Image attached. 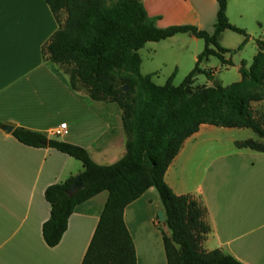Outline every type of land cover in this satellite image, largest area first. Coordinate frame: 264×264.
<instances>
[{
	"label": "crops",
	"instance_id": "obj_1",
	"mask_svg": "<svg viewBox=\"0 0 264 264\" xmlns=\"http://www.w3.org/2000/svg\"><path fill=\"white\" fill-rule=\"evenodd\" d=\"M136 1L156 19L158 28L186 25L213 32L216 0ZM226 17L232 26L256 34V29L264 25V0H228ZM58 28L59 22L45 0H0V123L40 133L47 140L57 137L58 141L84 148L96 164L111 165L125 154L121 111L114 103L90 100L80 84L72 90L66 67L45 59L41 48ZM225 33L220 34L218 44L226 50L222 46ZM175 40L183 43L179 50L182 60L187 59L189 73L203 50V41L178 34L162 42ZM248 40L254 44L252 61L258 52L256 41L264 39L248 36ZM241 62L246 68L251 63ZM241 62L225 66L235 68L237 82ZM205 69L215 76V70ZM62 123L66 129L57 134ZM220 132L229 129L201 125L182 144L164 181L175 195L192 196L205 209L210 232L203 249H219L242 264H264V153L238 149L235 143L244 140L236 139H231V149L222 148L221 142L212 137ZM81 171L80 162L73 158L47 146L22 145L1 126L0 264L81 263L106 192L75 208L57 246L47 247L41 235L50 212L44 190ZM159 212L163 208L154 188L123 211L136 264H167L162 233L170 234L165 223L158 221Z\"/></svg>",
	"mask_w": 264,
	"mask_h": 264
},
{
	"label": "trees",
	"instance_id": "obj_2",
	"mask_svg": "<svg viewBox=\"0 0 264 264\" xmlns=\"http://www.w3.org/2000/svg\"><path fill=\"white\" fill-rule=\"evenodd\" d=\"M228 0H216L213 32L192 26L158 28L136 0H114L103 7L101 0H45L59 22L58 30L41 48L46 60L66 67L69 86L80 84L94 102L114 103L121 111L125 154L111 165H98L77 145L24 128L11 135L22 145L47 147L80 162L81 188L69 197L66 192L74 177L49 185L43 196L50 206L49 218L41 226L47 247L57 246L75 208L102 192L107 198L80 264H136L131 237L123 222V211L149 188L161 202L169 236L162 233L167 264H242L219 249L206 251L202 243L210 232L202 204L189 195H175L164 175L186 139L201 125L216 128L249 129L257 137L236 143L238 149L264 153V123L257 119L252 103L264 102V41H256L258 52L246 68L241 62L240 81L228 86H194L199 75L213 81V71L204 69L214 57L224 66L227 50L218 44L224 31L245 35L226 17ZM65 15L60 21V14ZM178 34L203 41L192 70L179 86L171 75L156 86L149 75L140 74L138 54L145 44L161 42ZM115 66L113 72L111 67ZM126 86L124 92L122 87ZM2 124L0 123V128Z\"/></svg>",
	"mask_w": 264,
	"mask_h": 264
},
{
	"label": "rangeland",
	"instance_id": "obj_3",
	"mask_svg": "<svg viewBox=\"0 0 264 264\" xmlns=\"http://www.w3.org/2000/svg\"><path fill=\"white\" fill-rule=\"evenodd\" d=\"M101 1L105 8L110 7L114 3V0ZM62 15L63 13L60 14L61 20L64 19ZM244 32L245 35L231 31H226L224 34L222 46L227 48L226 50L228 51L226 59L231 61L235 66L239 65L241 61L251 62L254 44L248 40V36L264 39V25L256 29V34L253 32ZM182 44L181 40H175L174 42H149L145 44L139 51L142 62L141 74H150L151 80L156 86H163L168 78L175 74L172 78V84L173 86H179L184 77L188 74L186 65L187 59L182 60L180 55L181 51L179 47L182 46ZM200 44H202V41ZM191 49L192 48L187 50L186 54H191ZM192 67H194V65H192ZM203 68L215 70L216 74L214 79L208 82L203 75H199L194 82V86H212L213 83H218L225 87L237 82L239 78L235 68L225 67L214 57L209 58V60L203 64ZM111 70L115 72L116 67L112 66ZM172 72H174V74H172ZM251 108L255 117L264 123V102L252 103ZM212 137L221 142L222 148L231 149V139L246 140L255 138L256 135L249 129H229V132L214 133ZM54 140H57V137H55Z\"/></svg>",
	"mask_w": 264,
	"mask_h": 264
},
{
	"label": "water",
	"instance_id": "obj_4",
	"mask_svg": "<svg viewBox=\"0 0 264 264\" xmlns=\"http://www.w3.org/2000/svg\"><path fill=\"white\" fill-rule=\"evenodd\" d=\"M122 90L124 92H126L127 91V87L126 86H123L122 87ZM2 129L6 133H11L13 131V129H14V126L11 125V124H3L2 125ZM40 144L43 147L47 146V140L42 141ZM80 188H81L80 179H79L78 175H75L74 176V181L72 182V184H71L70 188L68 189V191L66 192V194L69 197H72ZM157 217H158V221L159 222L164 223L165 217H164V213L163 212H159L157 214Z\"/></svg>",
	"mask_w": 264,
	"mask_h": 264
},
{
	"label": "built area",
	"instance_id": "obj_5",
	"mask_svg": "<svg viewBox=\"0 0 264 264\" xmlns=\"http://www.w3.org/2000/svg\"><path fill=\"white\" fill-rule=\"evenodd\" d=\"M65 129H66V124L65 123L60 124L57 134H59L62 131H65Z\"/></svg>",
	"mask_w": 264,
	"mask_h": 264
}]
</instances>
